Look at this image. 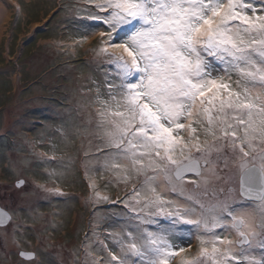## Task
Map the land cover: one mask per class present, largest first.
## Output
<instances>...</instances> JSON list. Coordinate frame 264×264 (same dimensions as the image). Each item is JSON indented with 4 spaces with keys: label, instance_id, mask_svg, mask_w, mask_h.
<instances>
[{
    "label": "snow or ice",
    "instance_id": "snow-or-ice-1",
    "mask_svg": "<svg viewBox=\"0 0 264 264\" xmlns=\"http://www.w3.org/2000/svg\"><path fill=\"white\" fill-rule=\"evenodd\" d=\"M86 3L69 23L81 42L99 30L104 166L118 183L143 179L117 200L111 247L93 232L83 264H264V0ZM11 218L0 208V226Z\"/></svg>",
    "mask_w": 264,
    "mask_h": 264
},
{
    "label": "rangeland",
    "instance_id": "rangeland-1",
    "mask_svg": "<svg viewBox=\"0 0 264 264\" xmlns=\"http://www.w3.org/2000/svg\"><path fill=\"white\" fill-rule=\"evenodd\" d=\"M9 1L0 31V206L14 217L0 227V264H83V245H95L97 236L111 247L107 236L127 211L117 200L143 177L118 183L104 166L110 149L94 103L106 91L99 30L81 42L69 23L94 7L86 0ZM52 188L63 195L46 191ZM96 191L109 200L94 202ZM183 246L190 258L199 241L193 235ZM21 251L36 258L24 260Z\"/></svg>",
    "mask_w": 264,
    "mask_h": 264
},
{
    "label": "bare ground",
    "instance_id": "bare-ground-1",
    "mask_svg": "<svg viewBox=\"0 0 264 264\" xmlns=\"http://www.w3.org/2000/svg\"><path fill=\"white\" fill-rule=\"evenodd\" d=\"M10 13V1L0 0V31L2 30L3 25L8 22Z\"/></svg>",
    "mask_w": 264,
    "mask_h": 264
},
{
    "label": "water",
    "instance_id": "water-1",
    "mask_svg": "<svg viewBox=\"0 0 264 264\" xmlns=\"http://www.w3.org/2000/svg\"><path fill=\"white\" fill-rule=\"evenodd\" d=\"M0 208H2L1 206H0ZM6 210V209H5ZM9 212V211H8ZM9 215L12 217V215L9 213ZM11 221H12V218H11ZM10 221V222H11ZM9 222V223H10ZM1 228H4V227H6V226H0ZM21 252H24V251H21ZM20 252V253H21ZM25 253H34V252H25ZM35 254V258H36V253H34ZM20 257H22L21 255H20ZM24 260H32V259H28V258H26V257H22Z\"/></svg>",
    "mask_w": 264,
    "mask_h": 264
},
{
    "label": "flooded vegetation",
    "instance_id": "flooded-vegetation-1",
    "mask_svg": "<svg viewBox=\"0 0 264 264\" xmlns=\"http://www.w3.org/2000/svg\"><path fill=\"white\" fill-rule=\"evenodd\" d=\"M11 215H12V214H11ZM13 217H14V215H12V221H13ZM46 264H48V262H47Z\"/></svg>",
    "mask_w": 264,
    "mask_h": 264
}]
</instances>
